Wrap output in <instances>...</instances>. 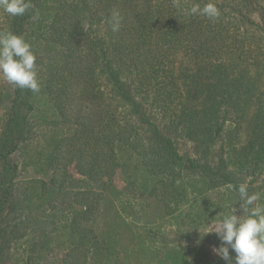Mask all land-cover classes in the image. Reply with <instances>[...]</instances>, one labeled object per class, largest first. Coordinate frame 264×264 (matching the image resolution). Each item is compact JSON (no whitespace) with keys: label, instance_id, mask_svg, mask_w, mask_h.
Wrapping results in <instances>:
<instances>
[{"label":"trees","instance_id":"16d2710c","mask_svg":"<svg viewBox=\"0 0 264 264\" xmlns=\"http://www.w3.org/2000/svg\"><path fill=\"white\" fill-rule=\"evenodd\" d=\"M207 2L32 0L38 21L0 10L40 81L0 80V264H126L120 232L94 225L105 199L140 242L173 244L161 264L216 262L193 255L203 228L247 215L241 184L264 197V0H213L218 19L184 12Z\"/></svg>","mask_w":264,"mask_h":264},{"label":"clouds","instance_id":"9594fccd","mask_svg":"<svg viewBox=\"0 0 264 264\" xmlns=\"http://www.w3.org/2000/svg\"><path fill=\"white\" fill-rule=\"evenodd\" d=\"M174 3L181 7L180 0H174ZM0 10L11 16H22L34 10L32 19H40L39 10L35 9L32 0H0ZM184 12L189 16L199 15L209 19H218L221 15L213 0H208L203 7L200 3H193ZM120 19L119 12L113 11V32L119 31ZM37 67L32 45L23 36L0 30V80L21 89L39 92ZM238 191L247 215H223L205 229V235L216 233L221 245L214 247L213 251L227 264H264V203H256L260 195L249 194L246 184H241ZM230 249L235 253L234 257L230 255Z\"/></svg>","mask_w":264,"mask_h":264},{"label":"rangeland","instance_id":"374dc122","mask_svg":"<svg viewBox=\"0 0 264 264\" xmlns=\"http://www.w3.org/2000/svg\"><path fill=\"white\" fill-rule=\"evenodd\" d=\"M187 147L179 144V149L181 152L188 151L191 153L192 149ZM205 197L210 202H217L222 200L223 193L222 190L219 188L212 189L206 192ZM263 198L264 197H262V199ZM263 201L259 200L256 203H264ZM147 210L148 211L145 216V220L146 222H149V225H152L151 223L155 218H157L158 212L153 208H148ZM236 213L245 215V211L243 208ZM93 221H94V225L101 229H106L117 233L120 232L122 236L121 245L122 246L125 245L130 250L127 256L125 257L127 261L126 264H161L160 256L164 254L165 250L168 249V247H172L173 245V244L167 245L164 244L163 242L161 243L158 239L154 238L155 236H149L147 237L145 242H140L141 241L140 238L142 237V234H139V231L137 229L132 228L129 225L128 221L120 214L117 207L110 199H105L101 203L100 210L97 211ZM214 222L215 221H211L209 224H207L205 228H203L202 230L203 233H205V229L210 227ZM174 229L175 226H172V228L170 229L166 228L165 232L168 234L169 237H174L173 234ZM157 232L159 233V231ZM205 240L204 241L207 248L205 253L203 254L202 252H194L193 255L197 254L201 256L202 259H206V261H216L213 262V264H227L225 260H223L213 251L214 247H219L221 245V241L219 240L216 233L212 232L206 234ZM178 241L181 244H183L182 240L178 239ZM230 255L233 257L235 255V253L231 249H230ZM11 262L12 260L8 259L7 261H4L2 264H13Z\"/></svg>","mask_w":264,"mask_h":264}]
</instances>
